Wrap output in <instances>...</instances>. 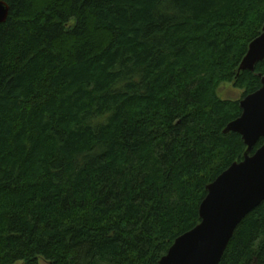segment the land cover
<instances>
[{"label": "trees", "instance_id": "obj_1", "mask_svg": "<svg viewBox=\"0 0 264 264\" xmlns=\"http://www.w3.org/2000/svg\"><path fill=\"white\" fill-rule=\"evenodd\" d=\"M0 1V264H160L245 157L264 0ZM220 264H264V201Z\"/></svg>", "mask_w": 264, "mask_h": 264}, {"label": "water", "instance_id": "obj_2", "mask_svg": "<svg viewBox=\"0 0 264 264\" xmlns=\"http://www.w3.org/2000/svg\"><path fill=\"white\" fill-rule=\"evenodd\" d=\"M10 14V6L0 1V25ZM264 61V26L262 33L249 46L240 71H255ZM242 114L230 122L224 133L237 132L247 145L245 157L234 162L207 186L208 193L199 213L201 221L178 237L160 264H220L236 228L264 201V77L262 86L240 101Z\"/></svg>", "mask_w": 264, "mask_h": 264}, {"label": "rangeland", "instance_id": "obj_3", "mask_svg": "<svg viewBox=\"0 0 264 264\" xmlns=\"http://www.w3.org/2000/svg\"><path fill=\"white\" fill-rule=\"evenodd\" d=\"M218 94L220 98L223 100H235L241 101L246 97L245 90L237 88L233 83L224 82L221 84ZM16 264H24L22 261L17 262ZM42 264H47L46 262H42Z\"/></svg>", "mask_w": 264, "mask_h": 264}, {"label": "bare ground", "instance_id": "obj_4", "mask_svg": "<svg viewBox=\"0 0 264 264\" xmlns=\"http://www.w3.org/2000/svg\"><path fill=\"white\" fill-rule=\"evenodd\" d=\"M242 222V221H241Z\"/></svg>", "mask_w": 264, "mask_h": 264}]
</instances>
